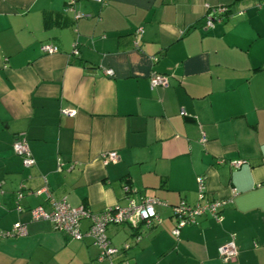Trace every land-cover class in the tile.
I'll return each mask as SVG.
<instances>
[{"label":"crops","instance_id":"obj_1","mask_svg":"<svg viewBox=\"0 0 264 264\" xmlns=\"http://www.w3.org/2000/svg\"><path fill=\"white\" fill-rule=\"evenodd\" d=\"M69 2L0 0V232L26 226L0 236V264H103L91 237L32 219L50 197L92 213L165 201L137 242L128 224L107 227L115 248L129 245L117 261L264 264V0ZM217 6L227 13L206 27ZM152 74L167 86L151 87ZM20 136L30 167L13 151ZM198 176L202 202L225 200L223 220L202 215L175 237L171 205L198 201ZM232 233L237 255L224 263L217 248Z\"/></svg>","mask_w":264,"mask_h":264},{"label":"built area","instance_id":"obj_2","mask_svg":"<svg viewBox=\"0 0 264 264\" xmlns=\"http://www.w3.org/2000/svg\"><path fill=\"white\" fill-rule=\"evenodd\" d=\"M103 3L104 0H93ZM70 0L69 4H73ZM227 13V8L224 6L208 7L204 15V24L206 27H212L215 21H220L221 16ZM81 14L76 12L75 18L80 17ZM142 31L141 28L137 30V34ZM43 53L52 54L57 51V47L50 44H43L40 47ZM74 54H77L76 45L73 44ZM105 74H112L111 69L104 71ZM150 85L167 86V79L164 76L152 74L150 76ZM62 114L74 115V109H62ZM184 114V111L181 112ZM13 151L16 155L22 158V163L26 167L34 165L35 161L31 155L27 141L24 136L18 137L13 143ZM104 162L117 159L115 152H108L103 154ZM236 165V163H233ZM204 176L196 178L198 189V201L190 204L185 200H180L178 203L171 205L172 216L175 218V225L171 233L177 237L180 228L187 224H196L202 215H209L217 222L223 220L221 209L225 204V200H209L202 202L204 197ZM1 186V183H0ZM125 190H128L124 186ZM1 191V190H0ZM37 194L45 193L48 197L49 192L44 186L36 192ZM22 192H17L16 197L19 199ZM51 210L46 211L41 206L31 209V217L34 220H48L56 231L63 232L73 239L81 240L84 236L92 238L93 244L98 248L96 260L103 264H129L127 260L117 261L116 258L122 250H127L129 245L126 244L122 249L115 248L106 234V229L112 224H128L131 229L135 230L134 240L137 242L141 238L140 227L145 229L150 228L155 223L160 222V217L156 211V206H166L167 203L159 198H146L140 202H135L130 199L125 207H109L99 213H92L87 207L70 206L65 199L54 200L50 197ZM16 209L21 211V206L17 205ZM88 218L90 220L89 227L86 231H81L80 220ZM26 234V226L22 223H14L8 230L0 232L2 237H10L15 235ZM234 234H230L229 240L217 248L218 256L224 263L233 261L237 255V248L234 241Z\"/></svg>","mask_w":264,"mask_h":264},{"label":"trees","instance_id":"obj_3","mask_svg":"<svg viewBox=\"0 0 264 264\" xmlns=\"http://www.w3.org/2000/svg\"><path fill=\"white\" fill-rule=\"evenodd\" d=\"M130 228H131V227H130ZM172 235H173V234H172ZM125 251H127V250H122L121 252H125ZM121 252H120V253H121ZM124 259H125V258H124ZM121 260H123V259H121Z\"/></svg>","mask_w":264,"mask_h":264}]
</instances>
